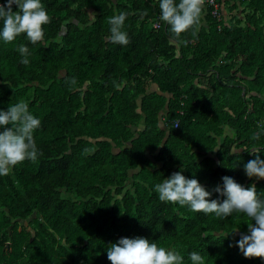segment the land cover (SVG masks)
I'll list each match as a JSON object with an SVG mask.
<instances>
[{"label": "trees", "instance_id": "trees-1", "mask_svg": "<svg viewBox=\"0 0 264 264\" xmlns=\"http://www.w3.org/2000/svg\"><path fill=\"white\" fill-rule=\"evenodd\" d=\"M159 2L42 0L43 42L0 40V110L29 104L42 153L0 176V264H110L106 249L137 237L186 264L192 251L206 264H264L236 246L244 214L192 212L154 191L182 171L212 199H223L213 189L225 176L264 192L244 171L253 153L264 159V0H216L215 16L204 3L200 24L180 36ZM124 11L130 43L119 45L108 19Z\"/></svg>", "mask_w": 264, "mask_h": 264}, {"label": "clouds", "instance_id": "clouds-1", "mask_svg": "<svg viewBox=\"0 0 264 264\" xmlns=\"http://www.w3.org/2000/svg\"><path fill=\"white\" fill-rule=\"evenodd\" d=\"M204 0H160V19L176 36L194 29L200 24ZM13 6L16 11H13ZM132 13L124 11L108 19L110 42L127 45L128 33L124 30L125 21ZM0 40L11 43L25 34L32 44L44 41V26L51 23L42 0H6L0 4ZM18 51L21 63L28 65L31 56L25 45ZM71 84L75 86L73 79ZM41 126V120L29 109L23 99L10 104L6 111L0 110V176H7L18 164L35 162L42 153L38 150L34 132ZM261 132L253 133L251 139L258 140ZM255 159L249 160L244 171L249 179L264 180V159L253 153ZM223 185H217L213 192L223 199H212V192L205 189L195 178L189 179L181 172L155 184L154 191L161 202L188 207L192 212L215 214L227 218L234 212L249 218L248 234H241L237 245L248 259L264 260V192H258L255 185L245 187L233 178L222 177ZM238 230L234 231L238 232ZM110 264H186L185 257L174 248L151 242L146 238H121L107 249ZM190 264H206L199 252L188 254Z\"/></svg>", "mask_w": 264, "mask_h": 264}, {"label": "built area", "instance_id": "built-area-1", "mask_svg": "<svg viewBox=\"0 0 264 264\" xmlns=\"http://www.w3.org/2000/svg\"><path fill=\"white\" fill-rule=\"evenodd\" d=\"M204 3H206L212 7L211 13L214 16L217 15V9L219 8V4L216 2V0H204ZM152 25H153V27L157 28L159 25V21L157 20V21L153 22ZM177 123H178L177 119L173 120V122H172L174 127L177 126Z\"/></svg>", "mask_w": 264, "mask_h": 264}, {"label": "crops", "instance_id": "crops-1", "mask_svg": "<svg viewBox=\"0 0 264 264\" xmlns=\"http://www.w3.org/2000/svg\"><path fill=\"white\" fill-rule=\"evenodd\" d=\"M152 90H157V85L156 84H151L150 87H149V91H152ZM165 112V110L163 111V113ZM143 125H139L138 126V129L140 127H142Z\"/></svg>", "mask_w": 264, "mask_h": 264}, {"label": "water", "instance_id": "water-1", "mask_svg": "<svg viewBox=\"0 0 264 264\" xmlns=\"http://www.w3.org/2000/svg\"><path fill=\"white\" fill-rule=\"evenodd\" d=\"M159 89H158V87H157V90L156 91H158ZM242 94L244 93V89H242V92H241ZM166 108H167V106H165L164 107V109L166 110ZM143 127V126H142Z\"/></svg>", "mask_w": 264, "mask_h": 264}]
</instances>
